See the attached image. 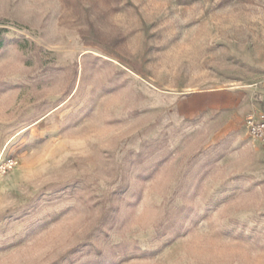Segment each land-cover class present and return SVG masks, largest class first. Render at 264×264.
<instances>
[{
	"label": "rangeland",
	"instance_id": "obj_1",
	"mask_svg": "<svg viewBox=\"0 0 264 264\" xmlns=\"http://www.w3.org/2000/svg\"><path fill=\"white\" fill-rule=\"evenodd\" d=\"M0 264H264V0H0Z\"/></svg>",
	"mask_w": 264,
	"mask_h": 264
},
{
	"label": "built area",
	"instance_id": "obj_2",
	"mask_svg": "<svg viewBox=\"0 0 264 264\" xmlns=\"http://www.w3.org/2000/svg\"><path fill=\"white\" fill-rule=\"evenodd\" d=\"M248 132L253 137L264 139V111H260L258 115H250L247 118Z\"/></svg>",
	"mask_w": 264,
	"mask_h": 264
},
{
	"label": "trees",
	"instance_id": "obj_3",
	"mask_svg": "<svg viewBox=\"0 0 264 264\" xmlns=\"http://www.w3.org/2000/svg\"><path fill=\"white\" fill-rule=\"evenodd\" d=\"M3 30L0 29V49L4 46V42H5V37L4 36H1V32Z\"/></svg>",
	"mask_w": 264,
	"mask_h": 264
}]
</instances>
